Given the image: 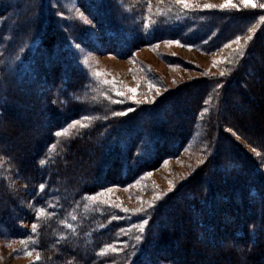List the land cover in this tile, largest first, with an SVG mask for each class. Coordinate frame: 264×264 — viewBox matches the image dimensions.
<instances>
[{
  "label": "trees",
  "instance_id": "obj_1",
  "mask_svg": "<svg viewBox=\"0 0 264 264\" xmlns=\"http://www.w3.org/2000/svg\"><path fill=\"white\" fill-rule=\"evenodd\" d=\"M76 1L118 58L164 40L210 52L258 26L225 75L131 103L94 84L46 0H0V240L23 241L32 264H264V9L168 5L140 26L116 0ZM76 121L88 126L69 127ZM195 136L193 175L144 211L87 202Z\"/></svg>",
  "mask_w": 264,
  "mask_h": 264
},
{
  "label": "rangeland",
  "instance_id": "obj_2",
  "mask_svg": "<svg viewBox=\"0 0 264 264\" xmlns=\"http://www.w3.org/2000/svg\"><path fill=\"white\" fill-rule=\"evenodd\" d=\"M116 1L127 10L130 8L134 11L133 18L139 21L140 26H145L153 14L167 8L168 5L184 9L176 0ZM186 2L191 5V10L258 8H253L251 5L245 7L242 0H232L238 5L237 8H221L226 0H186ZM254 2L260 4L259 0ZM204 5L215 7L206 8ZM46 8L53 11L60 31L66 34L64 38L72 55L89 73L94 84L117 98L131 103H150L167 89H174L192 79L221 75V72L240 56L236 50L243 49L248 44L251 40L249 37L252 38L258 26L252 24L249 29L210 52L201 51L195 46L184 45L178 41L164 40L150 46H142L127 58H118L105 53L100 47L94 23L81 11L76 0H46ZM78 14H82L85 19L79 18ZM234 24L238 23L235 21ZM237 37L240 38L238 42ZM213 61L218 62L216 66H213ZM232 135L246 146L245 141L238 135L234 133ZM197 139L195 136L177 156L161 162L131 184L124 187L109 186L91 197L96 198L94 201L113 204L129 213L138 214L144 211L155 197L172 193L193 175L202 157V146ZM94 201L87 198V202ZM30 224L29 221H25L20 223V227L29 230ZM20 244L22 243L0 240V264H32L30 255H25L29 251L23 246L24 243L22 246Z\"/></svg>",
  "mask_w": 264,
  "mask_h": 264
},
{
  "label": "snow or ice",
  "instance_id": "obj_3",
  "mask_svg": "<svg viewBox=\"0 0 264 264\" xmlns=\"http://www.w3.org/2000/svg\"><path fill=\"white\" fill-rule=\"evenodd\" d=\"M176 2L178 4H182L184 9L191 10V5L189 3H187L186 0H176ZM242 3L244 4L245 7H248L249 5H251V7H253V8L260 7L262 9H264V3L257 5L254 2V0H242ZM204 7L209 8V7H215V6L214 5H204ZM226 7L237 8L238 5L233 3L232 0H226V3L221 5V8H226ZM78 15H79V18L85 19L82 14H78ZM262 19H264V18H262ZM85 22H87V21L85 20ZM239 39L240 38L237 37V42L239 41ZM249 39H251V37H249ZM245 43H247V41ZM226 47H227V45H226ZM236 52H237V54H241V55L243 54L242 49H237ZM217 63H218L217 61H213V66H216ZM221 75L223 76V75H225V73L222 71ZM129 91H135V90L134 89H129ZM119 94L122 95L123 93H119ZM210 99H211V97H209L208 100H205V104H208ZM129 111H132V109H129ZM207 112H208V108H205L201 115H203L204 113H207ZM116 114L117 115H124L126 113H116ZM84 119L85 120H90L91 118L90 117H85ZM77 125H79L80 127H87L88 126L87 124H84L82 121H76L72 125H70L69 127L75 128ZM56 135L57 136L67 135V129H65L64 131H61V132H57ZM254 151H255V149H254ZM44 163H46V161L42 160L41 164L43 165ZM170 186H171V184H170ZM40 187H41V189H43L44 185L42 184ZM159 198H160L159 196L155 197V199H159ZM88 199L94 201L96 198L95 197H89ZM43 216H45V211L43 209L37 210V219H40ZM73 219H75V217H73ZM38 227H39V224L34 223L32 225L33 232H35L38 229ZM140 231L143 232V224L140 225ZM136 239L139 241L141 239V237L137 236ZM21 243L23 244L24 242L22 241ZM109 249H111L113 251L115 250V249H112L111 245H109V246H107V248L105 250H102L99 254L100 255H106L107 250H109ZM25 255H32V253L31 252H26ZM36 259L37 260L40 259L38 254L36 256Z\"/></svg>",
  "mask_w": 264,
  "mask_h": 264
},
{
  "label": "bare ground",
  "instance_id": "obj_4",
  "mask_svg": "<svg viewBox=\"0 0 264 264\" xmlns=\"http://www.w3.org/2000/svg\"><path fill=\"white\" fill-rule=\"evenodd\" d=\"M190 179V178H189Z\"/></svg>",
  "mask_w": 264,
  "mask_h": 264
}]
</instances>
